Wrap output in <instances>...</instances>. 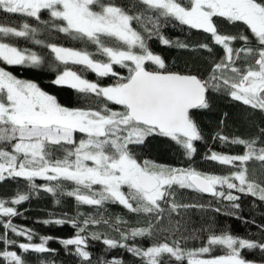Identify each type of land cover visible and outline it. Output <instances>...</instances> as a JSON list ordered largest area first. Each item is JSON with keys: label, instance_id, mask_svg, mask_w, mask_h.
<instances>
[{"label": "snow or ice", "instance_id": "1", "mask_svg": "<svg viewBox=\"0 0 264 264\" xmlns=\"http://www.w3.org/2000/svg\"><path fill=\"white\" fill-rule=\"evenodd\" d=\"M0 12L39 22L38 26L27 21L18 26L0 23V62L44 67L45 56L12 42V38L32 39L50 49L53 62L48 66L53 71L64 66L53 83L70 86L86 101L84 107L63 106L37 83L19 79L0 67V182H26L13 197L0 198V226L4 229L0 258L4 264H28L24 254L29 252L54 253L56 250L48 247L52 240H58L68 254L74 252L81 264H93L89 239H102L108 249H125L138 257L140 264H264V259L257 262L242 255L243 250L264 254V223L256 225L261 233L257 239L238 237L228 230L216 234L210 224L208 228L189 229L181 214L189 208L203 210L205 205L178 201L174 188L222 198L228 202L225 215L255 224L240 215L239 201L245 195L264 203V174L258 176L248 167L250 161H258L264 173V127L248 138L216 134L214 139L223 144L244 148L243 154L211 151L205 157L230 166L227 175L140 161L135 155L137 148L148 147V138L164 137L180 145L191 159L197 152L194 142L203 139L193 110L208 109L213 93H224L264 115V0H128L127 4L118 0H0ZM44 14L50 20H42ZM221 21L243 25L247 32L226 34ZM170 22L210 34L211 43L196 46L209 55L215 46H222L224 55L213 61L207 79L191 71L169 69L165 59L151 50L149 41L154 38L163 46L174 44L163 34ZM42 28L90 43L95 51L45 43L36 38ZM234 42L241 46H234ZM175 46L191 47L185 43ZM69 64L80 65L99 77H116V82L103 86L89 81L82 72L69 69ZM148 64L156 70H150ZM114 65L127 69V75L114 71ZM108 102L121 106L120 110H113ZM77 134L82 138L77 139ZM37 178L45 183L37 184ZM66 182L75 186L72 191L63 192ZM41 191L57 197V204L60 195L95 206L98 212L105 204L116 203L150 219L125 231L117 227L119 239H115L89 230L90 225L109 223L102 216L78 213L68 217L65 213L63 218L38 222L68 224L75 234L69 238L40 236V242L35 243L37 233L14 224L12 218L23 214L17 206ZM214 211L219 213L221 208ZM122 223L127 222L117 217L116 225ZM197 231L207 232L205 243L188 247L189 240L199 238ZM9 233L27 242H18ZM138 237L151 238L153 243L147 247L128 243ZM217 245L226 248L227 254L203 258ZM13 247L21 254L11 250ZM97 264L125 262L113 257Z\"/></svg>", "mask_w": 264, "mask_h": 264}, {"label": "trees", "instance_id": "2", "mask_svg": "<svg viewBox=\"0 0 264 264\" xmlns=\"http://www.w3.org/2000/svg\"><path fill=\"white\" fill-rule=\"evenodd\" d=\"M122 4H127L128 0H118ZM42 20H50V17L46 14L42 15ZM29 22L33 26H38L39 22H34L30 18L24 17L20 14H8L0 12V23L11 26H18L23 22ZM221 29L224 33L235 34L236 32H247L243 25H230L226 22H220ZM163 34L174 41L172 46H163L157 39L149 41L151 50L160 54L165 59L166 65L169 69L175 71H191L197 73L203 78L207 79L213 61H219L224 55L222 46H215L213 53L209 55L206 50L198 49L196 46L199 43H211L210 34L204 33L189 28L188 26L180 25L178 22H170L164 29ZM37 39H42L45 43H56L59 46L82 49L87 48L90 52L95 51V46L86 43L79 39H73L67 34L58 33L53 28L44 30L43 28L36 36ZM14 42L20 48H28L32 51H36L38 54L45 56L47 64L39 69L28 68L23 66H9L3 62H0V67L11 71L19 79L30 80L37 83L42 90L55 96L57 101L70 108L84 107L86 101L83 99L82 94L78 93L75 89L65 85H55L53 80L57 76V71L63 69V65H60V69L53 71L52 67L48 66L53 62V56L50 49L43 45H36L32 39L25 38H12ZM177 43H185L191 47L188 49H182L175 46ZM234 46H241L239 43L234 42ZM103 59V57H96ZM58 63V62H57ZM69 69L76 71L78 74L83 73L84 78L89 81L98 82L103 86L111 85L116 82V77H99L90 70H83L80 65L69 64ZM150 70H156L154 65H146ZM114 71L119 72L122 76L127 75V69L120 68L118 65H114ZM211 103L208 109L193 110L196 121L202 133L203 139L201 141L194 142V146L197 148V152L189 159L186 157L184 150L180 145H177L170 138L164 137H151L148 138L146 143L147 148H137L135 155L140 161L150 160L156 164L168 165V166H183L193 167L199 171L216 175H227L230 166L220 165L217 162L209 161L205 157L210 154L211 151H217L227 154H243L244 148L239 145L223 144L219 139H214L217 133L222 135H238L242 138H248L257 134L259 127H264V115L258 111H253L242 103L232 100L224 93H213L211 95ZM108 106L113 110H120L121 106L113 105L108 102ZM82 138L80 134H77V139ZM131 147V146H130ZM56 155H62L57 152ZM250 169H255L258 176L262 173L260 162L250 161L248 164ZM25 181L23 180H5L0 182V198H11L16 191L23 190ZM37 184H43L45 181L37 178ZM75 186L71 182H66L63 185V192L72 191ZM98 187V186H95ZM176 191V198L178 201L190 204H203L205 208H189L181 215L185 223L188 224L189 229H200L201 226L208 228L209 224L216 231V234H220L223 230L230 231L231 234L242 237L257 239L261 233L256 225L264 223V203L256 200L253 197L241 195L239 203L241 204L242 211L240 215L254 220L256 223H245L241 219L234 218L230 215H225V205L228 204L222 198H213L212 196L204 195L196 191L188 189H179L174 186ZM219 190V186H218ZM226 190V189H225ZM238 194V193H237ZM240 195V194H238ZM57 197L52 194L41 191L39 195L31 196L30 200L17 206L18 211L23 214L12 218L13 223L19 226H24L33 229L37 235L34 236L33 242L39 243L40 236H53L57 238H69L75 234V229L68 224L63 226H57L55 224L44 225L41 222L44 219L49 218H63L66 213L68 217H76L77 214H83V217H103L108 220V224L100 223L98 225H90L89 230L97 233H102L110 238L119 239V232L116 228H120L121 231H125L132 227L143 226L150 217L142 214H135L129 212L122 205L116 203H107L103 209L99 212L95 206L79 204L74 197H68L66 195H60V203H56ZM220 207L221 212L214 211L215 208ZM120 217L127 223L116 225V218ZM165 224L167 221L165 220ZM115 225V227L113 226ZM4 231L0 226V234ZM197 239H191L187 242L188 247L198 248L202 246L207 238V232H196ZM9 236L16 239L18 242H27L24 237H16L14 234L9 233ZM130 244H138L141 247L150 246L153 243L151 238H136V240L128 241ZM4 246L0 244V249ZM48 247L55 249L54 253L37 254L29 252L25 255L28 264H42V262L55 261V264H81V260L78 256L68 254L64 246L59 243L58 240H52L49 242ZM11 250H15L18 254H21V250L18 247H13ZM88 250L92 253L93 264L101 259H111L113 257L122 258L125 264H140L138 257L133 256L125 249L116 248L108 249L101 240L89 239ZM227 249L223 246H214L213 251L210 254H205L203 258L210 256L226 255ZM242 255L249 260L260 262L264 259V254L259 251L250 252L243 250ZM0 264H4L2 258H0Z\"/></svg>", "mask_w": 264, "mask_h": 264}, {"label": "water", "instance_id": "3", "mask_svg": "<svg viewBox=\"0 0 264 264\" xmlns=\"http://www.w3.org/2000/svg\"><path fill=\"white\" fill-rule=\"evenodd\" d=\"M202 194H204V195H208V196H211L210 194H205V193H202Z\"/></svg>", "mask_w": 264, "mask_h": 264}, {"label": "rangeland", "instance_id": "4", "mask_svg": "<svg viewBox=\"0 0 264 264\" xmlns=\"http://www.w3.org/2000/svg\"><path fill=\"white\" fill-rule=\"evenodd\" d=\"M65 86H68V85H65Z\"/></svg>", "mask_w": 264, "mask_h": 264}]
</instances>
